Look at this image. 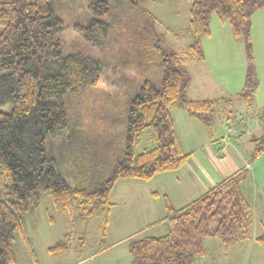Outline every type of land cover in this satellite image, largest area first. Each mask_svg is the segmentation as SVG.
<instances>
[{
    "label": "trees",
    "instance_id": "obj_1",
    "mask_svg": "<svg viewBox=\"0 0 264 264\" xmlns=\"http://www.w3.org/2000/svg\"><path fill=\"white\" fill-rule=\"evenodd\" d=\"M61 1L0 0V107L11 105L9 110L0 109V264H18L16 242L25 236L26 216L41 204L40 187L72 221H96L99 240L90 244L99 252L107 241L114 206L111 196L118 181L149 180L187 162L193 152L181 145L173 108L185 109L210 130L218 109L232 101L226 96L194 99L188 95L192 82L188 62L205 60L203 39L212 34L213 15L228 23L234 40L245 46L247 66L239 94L250 102L260 85L253 15L264 7V0H192L185 29L192 38L187 52L157 45L163 65L161 87L147 79L133 96L128 89L123 93L117 88L114 96L119 97L100 105L104 113L118 109L126 113L124 156L104 166L96 162L87 167L84 159L72 185L51 163L48 135H64L69 129L67 102L77 92H89L99 84L106 60L83 52L63 53L60 34L66 25L54 7ZM125 2L139 6L148 0H88L90 21L75 23L74 31L98 44V33L107 29L102 17ZM149 129L156 145L136 152L140 135ZM252 141L262 143L254 151L258 157L264 152V134ZM249 171L240 169L180 208L164 195L166 232L132 238L130 264H199L207 254L208 237H221L225 249L249 240L254 216L242 189ZM87 239L86 234L80 236L76 247L85 249ZM256 241L264 245V229ZM71 248L67 232L48 252L65 253Z\"/></svg>",
    "mask_w": 264,
    "mask_h": 264
},
{
    "label": "rangeland",
    "instance_id": "obj_2",
    "mask_svg": "<svg viewBox=\"0 0 264 264\" xmlns=\"http://www.w3.org/2000/svg\"><path fill=\"white\" fill-rule=\"evenodd\" d=\"M191 4L192 0H148L145 5L136 6L125 2L122 7L114 6L109 14L102 17L107 23V29L98 33V44L75 32L73 28L75 23L86 24L90 21L88 0H62L54 4L57 14L66 25L60 34L63 53L83 52L106 60L99 84L91 87L89 92H77L67 102L69 129L64 135H48L47 151L53 158L51 163L58 167L72 185L76 183L78 167L82 168L80 163L84 159L87 167L96 162L104 166L113 164L124 156L126 113L123 109L104 113L100 105L114 97L117 99L119 95L114 96L117 88L123 93L128 89L133 96L147 79L161 87L163 65L157 45L181 54L187 52L192 41L185 30L190 21ZM218 23L222 24L218 16L213 15V40L223 36L217 29ZM225 24L229 28V24ZM253 34L254 60L260 85L250 102L236 92L242 63L247 66L243 51H235L228 58L232 59L236 68L233 71L235 79L230 82H226V71H218L215 77L212 74L214 63L219 61L215 58L205 60L206 63L196 60L188 66L193 75V82L188 89L189 96L201 97L200 99L220 96L232 98L231 103L218 109L211 122V128L208 129L211 143L215 145L217 142L224 144L227 140L231 141L252 164L248 178L242 184L254 213L251 238L225 249L221 237H208L205 239L207 254L199 258V264H264V245L256 241V236L264 229V152L260 157H255L254 151L262 143L252 141L264 134V7L254 16ZM205 44L207 47L211 46L209 41ZM119 75L123 79L117 78ZM10 107L7 104L0 109L9 110ZM177 110L179 111L176 107L173 109V115L177 118L182 143L185 147H201L203 142L200 130L198 134L192 131L189 133L186 129L192 130L196 124H183ZM152 134L153 129H149L140 135L135 145L136 152L156 145ZM195 135L198 137L192 139ZM131 180L133 179L119 181L111 197L116 206L110 214L105 248L99 252L90 244L95 239L99 240L96 221H72L54 207L50 195L40 187L41 204L26 216L25 236L16 242L18 264H130L132 256L129 242L132 238L145 234H162L167 229L165 220L160 219L166 215L164 198L159 199L155 207L150 205V194L144 193L142 200L129 198L128 188L133 189ZM184 184L183 177L176 180V187L187 189L181 187ZM186 185L190 192L179 202L182 203L181 206L197 199L204 191L192 182ZM131 191L133 193L134 190ZM149 191L150 187L147 192ZM171 193L173 196L174 190ZM161 202L162 205L164 203L163 207ZM157 216V220L144 223L146 219ZM67 232L71 233L72 248L59 254L48 252V247L63 239ZM84 234L88 235L89 244L85 249L77 248V239Z\"/></svg>",
    "mask_w": 264,
    "mask_h": 264
},
{
    "label": "crops",
    "instance_id": "obj_3",
    "mask_svg": "<svg viewBox=\"0 0 264 264\" xmlns=\"http://www.w3.org/2000/svg\"><path fill=\"white\" fill-rule=\"evenodd\" d=\"M259 11H261V10H259ZM259 11H257L253 15V33H254V16ZM221 23L222 24L218 23L217 29L219 30V33L221 34V36L223 34L224 37L223 36H222V38L217 37L216 40H213L214 29H213V17H212V23H211L212 34L208 37H204V39H203L204 49H205V53H206L205 60H208L210 58H215V59L219 60V61H216L214 63L213 68H212L214 70V73H212V74L215 77V75L218 73V71L219 72L226 71L228 73L226 82H230L233 79H235L236 74L233 75V71L236 68H235L234 63L231 61L232 59H228V58L231 57L230 55H233L235 53V51L240 50V52H242V51L244 52V56L246 59V51H245V46L243 43L235 42V40L232 36V31H231L230 25L228 28V26H226L225 22L221 21ZM253 37H254V34H253ZM212 40H213V42H210ZM206 41H209L211 46L207 47L205 44ZM221 42H223V43H221ZM223 53L228 55V56L223 55ZM212 60H214V59H212ZM194 61H196V60L189 61L188 66L190 65V63H193ZM211 61H209V63ZM205 63H206V61H205ZM245 68H246V65L243 62L242 67L240 69L241 70L240 71V81L238 83L239 88L236 92H240L239 90L243 86L245 74H246ZM189 71H190V69H189ZM192 80H193V75H192ZM216 81L218 82V80H216ZM189 89H190V87H189ZM190 97L194 98V99H200L201 98V97L191 96V95H190ZM176 109H179V111L177 110V112L181 116V118L183 120V124H187L188 126H192L193 124H196V127H192L193 128L192 130L189 128L186 129V130H188L189 133H190V131H192L194 134H198V130H200L201 138H202V142H203L201 147H198L197 145L193 146V147H185L184 146V144L182 143V141L180 139L179 128H178V124H177V118L175 117V126H176V130H177L181 145L186 151H192L193 152L192 155L188 158L187 162L181 168H179L177 170H173V171H166V172L159 173L149 180L136 179V178L122 179L123 181H127V180L129 181V179H133V180H131V181H133V185H132L133 189L128 188L130 191V197L129 198L135 197L139 200H142L144 193L146 195L150 194L149 195L151 198V201H150L151 204L150 205L155 207V205H157L159 203V199L162 200V197L164 198V195H168L171 202L173 204L174 203L176 204V205L174 204V206H176L177 208H180V207H183L186 204H188V203H186L182 206L180 205L182 203L179 204V202L183 199V196L190 192L187 185H186V184H188V182H192L194 185L199 186L202 188V190H204L200 195V197H201L209 189H211L212 187H214L218 183L222 182L228 176L234 174L235 172L239 171L240 169H242L244 167H248V168L252 167L251 161L247 160V158L245 157V154L239 153V151L237 150V147L235 145H232L233 143L231 141L227 140L226 142H224V144L217 142L214 145V143H211V141H210L211 135L208 132L207 127L205 126L204 122L200 118L190 115L185 109H183L181 107L176 106ZM206 133H207V135H206ZM239 135H241V134H239ZM195 137L197 138L198 135L192 136V139H194ZM258 157H260V156H258ZM249 173H250V171H249ZM181 177H183V183H185L181 187H186L187 189H182L180 187H176V180L179 181ZM122 180H119V181H122ZM142 181H144V182H142ZM117 185H118V183H117ZM117 185H116V188H117ZM149 187H150V191L148 193L147 191H148ZM115 189H114V191H115ZM178 189L181 191L179 192ZM131 190H134L133 193ZM172 190H174L173 196L171 193ZM114 191H113V193H114ZM263 191H264V188H263ZM113 193H112V196L114 195ZM200 197H198V198H200ZM194 200H196V199H194ZM114 206H116L115 203H114ZM163 206H164V203L162 205V202H161V207H163ZM251 208H252V205H251ZM151 209L152 208L150 207V210ZM111 213H112V211H111ZM252 213H253V210H252ZM253 216H254V213H253ZM158 218H159V216H157V218H154V219L153 218L152 219H146V221H144V223L146 224L147 222L152 221V220L155 221ZM160 219L164 220L165 218H160ZM113 244H115V243H113Z\"/></svg>",
    "mask_w": 264,
    "mask_h": 264
}]
</instances>
